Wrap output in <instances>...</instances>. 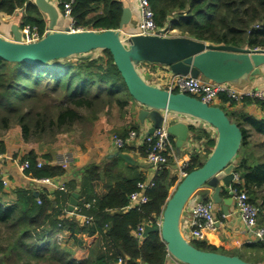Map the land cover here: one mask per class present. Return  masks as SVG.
Returning <instances> with one entry per match:
<instances>
[{
    "label": "trees",
    "instance_id": "trees-1",
    "mask_svg": "<svg viewBox=\"0 0 264 264\" xmlns=\"http://www.w3.org/2000/svg\"><path fill=\"white\" fill-rule=\"evenodd\" d=\"M60 1L62 10L63 3L69 0ZM150 5L158 30L171 21V30H179L197 41L264 50V0H150ZM22 8L26 9L22 27L34 28L42 35L46 24L29 0H0L2 15L12 16ZM122 8L121 0H74L70 16L75 29L117 30ZM99 52L89 58H67L46 65L11 63L0 58V135L19 127L24 143L52 144L58 135L91 125L101 113L114 107L123 118L130 116L132 98L110 53ZM227 103L234 102L219 95L215 106L223 110ZM242 117V122H236L242 140L234 171L238 183L232 184V188L245 191L249 202L259 210L258 226L264 228V160L253 162L259 158L255 157L257 151L264 158V120ZM245 124L250 128H245ZM131 133L136 135L139 130L126 123L112 136L126 140ZM202 135L194 139H207L206 134ZM130 149L124 147L120 151ZM146 150L147 144L143 143L138 152L145 158ZM208 154L204 158L192 155L186 172L201 167ZM38 159L32 152L21 159L29 163L25 174L32 179L52 180L65 175L64 168L53 164L49 156L40 157V167ZM172 160L168 156L167 166ZM80 174L79 183L71 182L70 189L57 192L54 198L47 194L35 197L17 189L11 206L0 202V264H117L118 260L120 264H164L168 254L160 236L150 233L139 240L136 231L144 225L157 226L169 191L177 183L171 171L167 167L155 171L151 185L143 190L147 202L134 208H129L130 197L141 191L139 185L146 183L136 166L114 157L103 166L88 164ZM73 191L80 199L77 213L88 218L83 226L65 218ZM4 195L0 182V198ZM221 196H227V192L222 190ZM218 216L221 218V214ZM64 230L77 245L84 234L97 236L83 261L72 260L51 240ZM193 245L203 251L218 252L204 242ZM245 249L262 254L264 244L258 242ZM238 257L252 264L264 263V255L252 260Z\"/></svg>",
    "mask_w": 264,
    "mask_h": 264
},
{
    "label": "water",
    "instance_id": "water-1",
    "mask_svg": "<svg viewBox=\"0 0 264 264\" xmlns=\"http://www.w3.org/2000/svg\"><path fill=\"white\" fill-rule=\"evenodd\" d=\"M39 13L46 16L48 32L40 40L24 43L26 37L16 25L10 26L12 40L0 36V58L11 63L46 65L55 60L85 56L95 51H108L120 74L129 96L141 108L138 119L144 124L151 122L146 136L167 125V133L175 138V150L180 153L188 140L189 126L182 122L168 124V114L181 115L203 123L216 132V143L201 167L190 171L180 180L168 197L161 213L159 226L144 225L142 237L157 233L166 246L167 254L181 264H252L235 255L203 251L182 235L180 218L191 198L203 187L213 191L212 201L222 203L224 217H229L233 204L228 189L235 178V157L241 146L240 127L232 122L219 107L208 105L195 97L168 92L149 84L138 73L140 63L159 64L174 75L204 78L217 84H230L248 76L251 80L261 74L264 65V50L216 46L180 36L131 35L124 37V29L131 24L132 12L122 8L117 30L70 31L57 30L58 7L48 0H34ZM134 165L125 153L111 155ZM225 190L227 198L221 200ZM37 197V194H33ZM78 194L73 193L68 210L74 212Z\"/></svg>",
    "mask_w": 264,
    "mask_h": 264
},
{
    "label": "crops",
    "instance_id": "crops-1",
    "mask_svg": "<svg viewBox=\"0 0 264 264\" xmlns=\"http://www.w3.org/2000/svg\"><path fill=\"white\" fill-rule=\"evenodd\" d=\"M50 3L58 7L59 10V21L57 23L56 29L57 30H64L70 24V21L61 15L62 10L59 7L60 0H48ZM32 4H34V0H29ZM123 7H128L132 12V21L129 26L124 29L123 36L128 37L131 35H137L139 32L140 26V14L137 9V2L136 0H121ZM42 20L46 24V28L48 26V21L45 15L39 13ZM26 15V9H18L12 16H5L0 14V36L6 38L8 40H12V36L10 34V26L16 25L18 29L23 32L25 27H22V20ZM168 25L165 26V29H168ZM144 67V73H142V69ZM150 67L151 69H155L158 67L156 73H147V68ZM162 67V68H159ZM138 73L141 75L142 78L146 80V77L152 78L153 74L157 79L155 82H150L146 80L149 84L162 88L163 80L166 77L167 73L169 72L168 68L164 65L158 66V64H148V63H140L137 65ZM261 74L259 76L254 77V79H250L248 76H244L233 83H230L232 87L239 89V90H246V89H253V88H264V65L260 67ZM204 80L203 78H201ZM248 101V100H247ZM246 100L240 103H227L223 106V111L226 113L228 118L236 123L242 122V116H248L253 118L257 121L264 120V105L261 102L249 103ZM218 100L214 104L217 105ZM129 109H130V116L126 117L124 123L120 124L123 127L126 123H130L133 126H136L139 130V133L136 134L134 143H132L128 148H131L129 151H120L117 150L110 141L106 142V145H103L101 148V154L95 151L94 154V163L99 166L105 165L112 156L116 152H121L128 154L132 160L134 161V165L136 166L137 173L141 174L146 179V184H149L154 178L155 170L149 165L146 164L145 158L142 157L139 152L140 143L143 141L146 133L148 132L151 122L147 119L145 120L144 124L140 123L138 119V114L142 108L135 102H129ZM168 124H175L178 122H182L189 126V133H188V140L186 141L185 146L182 148L180 153L176 152L175 150V138H172L174 144V155L172 156L173 160L167 168L171 171L172 175L177 178V174L179 171V165L182 163L188 164L192 155H198L200 158L206 157L208 152H211L216 143V132L213 128L200 123L198 121L192 120L185 116H177L173 114H168L167 116ZM120 128V127H119ZM245 128L249 129L250 127L245 124ZM73 132L65 133L66 135H71ZM105 133L103 130L101 134ZM206 134L207 139H200L195 140L194 137L196 135ZM203 136V135H202ZM112 138V137H111ZM68 139V138H67ZM69 140V139H68ZM103 142V139L99 140ZM194 141V142H193ZM210 144L208 145V142ZM256 142H259V139H255ZM193 142L191 147L189 144ZM2 144L3 152H0V182L3 187L4 196L0 198V202L4 206H11L15 200L14 192L17 189L25 190L30 192L31 194H37V197L41 194H47L50 198H54L57 192L63 191L65 192L66 189H70L72 186L71 182L79 183L80 178V171L84 166H87L88 163L84 164L85 161L89 160L87 154H83L81 148V144H77L74 142L72 138L69 144H65V147L68 151H72L74 154V160L70 163V166H65V175L61 176L57 179L49 180V182L40 183L37 182L39 180L32 179L28 175L25 174V171L20 170L19 165L21 163V159L29 153H34L38 156L39 161H43L40 159L41 156H49L52 159V162L55 161L53 159L54 153L58 151L60 148L59 142L53 143L54 145L49 146L47 148L40 147L38 148L36 145H31L24 143L21 138V131L19 127H13L8 131L2 133L0 135V147ZM65 149V150H66ZM66 150V151H67ZM258 150V149H257ZM86 156V157H85ZM209 156V154H208ZM255 157H259L257 161H253L255 164L262 162L264 160L263 155L258 151L255 153ZM237 156L235 157L234 163L237 164ZM91 164V163H89ZM127 164V163H126ZM63 188V189H62ZM222 192V191H221ZM220 192V199L223 200L227 198V196H221ZM73 193H77L73 191ZM213 191L210 190L207 186L203 187L199 190L189 201L186 205L185 209L182 212L180 218V230L182 235L185 237L187 236L189 230V224L191 221V210L192 206L196 201H211ZM70 196V198H71ZM70 200V199H69ZM80 201L78 195L77 206L74 208V212H70L66 210L65 218L72 219L78 226H83L88 221L86 216H82L77 213L78 210V202ZM214 203V202H213ZM222 203L213 205V213L217 220L216 231L209 232L206 235V240L203 241L205 244L212 246L216 249H222L226 251H238L240 249H244L249 245L258 243L255 242L253 236L245 230L243 227L238 215L236 214L234 207L231 205L229 207L230 216L224 217L221 211ZM221 214V218L218 216ZM51 238V237H50ZM143 237H138V239H142ZM97 236H89L84 234L81 238V244L77 245L74 243L73 239L71 238V234L64 230L56 233V235L51 238V240L56 241V244L59 245L60 249L64 252L69 254L70 258L75 261H83L89 254L91 245L96 241ZM53 242V241H51ZM164 264H181L169 255L166 256V260Z\"/></svg>",
    "mask_w": 264,
    "mask_h": 264
},
{
    "label": "built area",
    "instance_id": "built-area-1",
    "mask_svg": "<svg viewBox=\"0 0 264 264\" xmlns=\"http://www.w3.org/2000/svg\"><path fill=\"white\" fill-rule=\"evenodd\" d=\"M73 2L74 0H69L67 3H63L61 15L70 21V24L67 27L70 31H81L80 29L74 28L72 18L70 16V8ZM136 2L137 9L140 14V26L137 35L153 36L162 32V36H173V32L169 30L170 28H164L161 30L156 28L154 13L151 9L150 0H136ZM23 32L26 34L23 42L32 43L44 37V35L48 32V29L46 28L44 33L41 35L34 28L27 26L24 28ZM148 68L150 69V67ZM148 72L150 75L151 73L147 69V73ZM162 89L172 93H181L195 97L208 105H214L218 100L219 95H225L235 103H240L245 100L264 102V88L239 90L229 84H217L209 80H202L201 78L195 79L190 76L174 75L171 72H168L164 78ZM135 137L136 135L134 133H131L126 140L112 136V144L117 150H121L124 147H128L134 143ZM193 142L189 144L190 147ZM143 143L147 144L145 155L146 164H149L155 171H158L161 168H166L168 156L174 155V144L171 137L167 133V125L165 124L160 129L155 130L153 135L145 136L140 145ZM68 162L70 164L71 160H69V158H65L64 164L68 165ZM52 163L55 164V161ZM41 164L42 161H38L37 166L40 167ZM19 168L20 170L25 171L29 168V163L27 161L21 162ZM186 168V163H182L180 165L177 174V183L186 176ZM37 182L44 183L49 182V180L43 179ZM235 183H238V177L236 174L232 184ZM232 184L227 192L232 193V206L234 207L236 214L238 215L245 230L250 232V234L253 236L255 242L257 241L264 244V228L259 227L257 224L259 213L258 208L249 202V198L244 190L236 191L232 188ZM148 185H151V182H149V184L145 183L139 185L141 191L131 195L129 208H134L147 202V197L145 196L143 190ZM38 204H40L39 201ZM213 205L214 203L212 200L196 201L193 204L189 230L187 236L185 235L186 240L190 242H203L206 240L207 233L216 231L217 220L213 213ZM160 222L161 215L157 226L160 225ZM143 227H139L137 229L136 237L142 236ZM120 263L121 260H118L117 264Z\"/></svg>",
    "mask_w": 264,
    "mask_h": 264
},
{
    "label": "rangeland",
    "instance_id": "rangeland-1",
    "mask_svg": "<svg viewBox=\"0 0 264 264\" xmlns=\"http://www.w3.org/2000/svg\"><path fill=\"white\" fill-rule=\"evenodd\" d=\"M170 23L171 21L168 22L167 26L168 28H170ZM81 30V29H80ZM171 30V29H169ZM84 31V30H82ZM86 31V30H85ZM88 31V30H87ZM171 32H173V35L176 36H180V37H186L189 38L185 35H182L181 32L179 30H171ZM192 39V38H190ZM194 40V39H193ZM197 41V40H196ZM200 42H205V41H200ZM208 43V42H206ZM100 52L99 51H95L92 52L90 54H87L85 56H75V57H71L69 59H71L72 61H76L77 59H81V58H89V57H93L99 55ZM158 66H161L158 64ZM162 68V67H159ZM148 71H150V73H156L157 68L151 70V68H147ZM146 69V70H147ZM142 73H144V67L141 70ZM154 74L152 75L153 77H146V80L150 81V82H155V79H157V77L154 76ZM204 79V78H203ZM206 80V79H204ZM125 117L123 118L122 115H120V112L118 111V109L116 107L112 108V110L110 111H104L103 113H101L98 117V120L96 122H94L91 125H87L86 127L84 126V128H77L75 130V132H73L71 135L69 134H60L56 137L55 142H59L60 144V148H58V151L56 153H54L53 159L55 160V164L57 166H61L63 168H65V158H69V160H71V162L74 160V153L72 151H68L65 147H63L65 144H69V142L71 141V139H74V142H76L78 145L81 144L83 148V154H87L89 160H83L85 161L84 164L86 163H94V154L95 151H97L98 153H102L101 148L103 147V145H106L107 141H110V143H112V134L115 130L119 129V127H121L120 124L124 123ZM105 131V133L101 134L100 133L102 131ZM69 140H68V139ZM103 139V142L99 141ZM106 139V140H105ZM255 139V138H254ZM27 144H31V145H36L38 148L40 147H44L47 148L49 146L54 145L53 143H27ZM40 146V147H39ZM67 151H66V150ZM86 157V156H85ZM69 166V162L67 163ZM72 164V163H71ZM180 166V165H179ZM177 184V183H176ZM175 184V186H176ZM175 186H173L170 191H169V196L172 194ZM218 252L220 253H225L226 255H235V256H241L242 258L246 259V260H252L253 258H259L260 256L264 255V252H262V254L260 255L259 253H256L254 250L252 251H248L245 248L244 249H240L238 251H226V250H218ZM258 256V257H257ZM259 264H264L263 262H259Z\"/></svg>",
    "mask_w": 264,
    "mask_h": 264
}]
</instances>
